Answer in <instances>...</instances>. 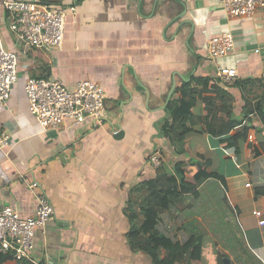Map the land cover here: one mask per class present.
<instances>
[{
	"label": "crops",
	"instance_id": "1",
	"mask_svg": "<svg viewBox=\"0 0 264 264\" xmlns=\"http://www.w3.org/2000/svg\"><path fill=\"white\" fill-rule=\"evenodd\" d=\"M4 1L0 29L4 45L17 54L18 70L0 104V134L9 142L0 148V209L11 204L20 216H31L36 202L29 183L37 181L46 192L53 213L35 228L32 258L40 264L161 260V249L154 254L128 241L124 209L129 188L153 175L149 155L155 152L168 169L174 159L200 155L221 175L197 187L206 209L221 210L229 228L230 242L211 264H223L224 257L232 264H264V225L258 223L264 218V11L228 16L218 0H41L67 13L62 44L37 48L13 39ZM224 31L232 33L233 47L212 58L207 42ZM220 66L236 69L232 82H219L223 96L210 89ZM28 75L58 78L67 88L82 79L99 83L104 122L87 118L43 129L28 110ZM192 76L211 79L198 85L201 97L183 119V138L169 140L162 134L169 126L166 105ZM224 101L232 108L227 130ZM199 227L207 231L202 222ZM0 264L18 263L0 254Z\"/></svg>",
	"mask_w": 264,
	"mask_h": 264
},
{
	"label": "built area",
	"instance_id": "2",
	"mask_svg": "<svg viewBox=\"0 0 264 264\" xmlns=\"http://www.w3.org/2000/svg\"><path fill=\"white\" fill-rule=\"evenodd\" d=\"M228 16H244L259 9L264 11V0H218ZM5 11L10 16L8 24L17 41L33 47H58L64 38L66 10L41 0H5ZM234 38L224 31L209 38L208 55L212 58L227 54L233 47ZM18 57L14 49L4 45L0 29V104L11 93L17 79ZM236 77V69L220 66L217 78L230 83ZM24 90L28 110L43 129L55 127L63 122L71 126L83 123L87 118L100 124L105 119V91L97 82L82 79L73 88H67L58 78L26 76ZM251 138V136H250ZM8 136L0 134V148L8 145ZM150 163L159 165L158 155H149ZM35 196V213L22 217L13 205L0 209V254L7 255L18 264H40L31 256L34 247L35 228L43 226L52 215V204L37 181L29 183ZM257 216L260 212L254 210ZM264 225V218L259 219Z\"/></svg>",
	"mask_w": 264,
	"mask_h": 264
},
{
	"label": "trees",
	"instance_id": "3",
	"mask_svg": "<svg viewBox=\"0 0 264 264\" xmlns=\"http://www.w3.org/2000/svg\"><path fill=\"white\" fill-rule=\"evenodd\" d=\"M210 79L209 77L192 76L189 81L182 82L176 89L178 97L169 99L166 105L169 116V126L166 128L169 131L164 129L162 133L169 140L173 137L179 140L183 138L185 131V120L183 119L189 116L196 99L201 97L198 85L206 84ZM220 81V78H218V83L213 80L210 89H218L222 96L228 95L220 89ZM202 98L212 103L207 100L209 96H202ZM231 111L232 108H229L227 101H224L222 107L224 116L222 128L224 130H227L232 122ZM206 129L210 130L207 127ZM159 161L156 167L150 163L151 167H154L153 175L140 180L128 190L124 206L129 219L128 241L131 244L137 243L145 251L154 254L156 249H161L163 258L156 259V264H203L202 250L205 232L201 230L199 224H195L194 217L188 220L186 217L179 218V215L191 206L190 202H186V196L198 197L200 193L197 187L202 182L208 178H220L221 175L212 170L209 162L200 155L188 154L187 159H174L171 169H168L166 163L160 158ZM192 167H195L196 171L190 176L191 179H188L187 173ZM165 212L168 213L170 219L175 220L176 231L187 232L186 236L172 237L161 229L163 224L165 225L163 216ZM194 226H198L199 230H193Z\"/></svg>",
	"mask_w": 264,
	"mask_h": 264
},
{
	"label": "rangeland",
	"instance_id": "4",
	"mask_svg": "<svg viewBox=\"0 0 264 264\" xmlns=\"http://www.w3.org/2000/svg\"><path fill=\"white\" fill-rule=\"evenodd\" d=\"M12 36L14 37L13 39H16V36L12 33ZM206 189L209 192L211 190L210 183H206ZM186 202H190L191 206L187 209H185L186 213L189 214L190 216H196L194 219L195 224H199L202 222L203 225H205V236H204V241H203V264H211V258L216 254H222V251L225 250L226 246L225 243H229L230 240H228V234H229V228L227 227V224L223 225V215L221 213V210L216 211H209L206 209V206L208 203H206L202 196L201 197H196L193 198L191 195L186 196ZM164 221L165 225L163 224V227L160 228L164 230L165 232L168 233V235L172 237H184L186 236L187 232H178L175 229V220L170 219L168 213H164ZM179 218L180 217L179 215ZM212 224V225H211ZM209 226H214L213 229L216 231L214 232ZM208 227V228H207ZM195 231L199 230L198 226L193 227ZM226 228V231H225ZM202 229V228H201ZM226 234V236H225ZM226 241V242H225ZM216 242L218 244V247H216ZM225 242V243H224Z\"/></svg>",
	"mask_w": 264,
	"mask_h": 264
},
{
	"label": "water",
	"instance_id": "5",
	"mask_svg": "<svg viewBox=\"0 0 264 264\" xmlns=\"http://www.w3.org/2000/svg\"><path fill=\"white\" fill-rule=\"evenodd\" d=\"M122 132H119L118 135L120 136ZM223 264H232L229 257L223 258Z\"/></svg>",
	"mask_w": 264,
	"mask_h": 264
}]
</instances>
